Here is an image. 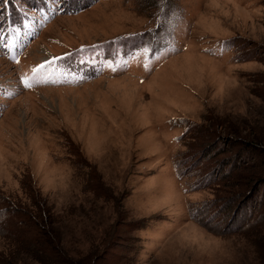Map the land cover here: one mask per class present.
Wrapping results in <instances>:
<instances>
[{"label": "rangeland", "instance_id": "1", "mask_svg": "<svg viewBox=\"0 0 264 264\" xmlns=\"http://www.w3.org/2000/svg\"><path fill=\"white\" fill-rule=\"evenodd\" d=\"M143 1L0 42V263L264 264V0Z\"/></svg>", "mask_w": 264, "mask_h": 264}, {"label": "trees", "instance_id": "2", "mask_svg": "<svg viewBox=\"0 0 264 264\" xmlns=\"http://www.w3.org/2000/svg\"><path fill=\"white\" fill-rule=\"evenodd\" d=\"M161 0H145L144 3H148V5H152L153 7L156 6V4ZM53 3L54 5H59L61 3V0H0V42L4 43L9 39L11 30H17L20 26L21 19L26 13H36L35 11L39 8H44L47 5H50ZM63 8L66 9V5H62ZM140 6V5H139ZM61 9H58L60 12ZM170 35L166 30L164 29H155L154 31L147 33V38L149 36L153 37L154 41L159 40L162 36V38ZM120 44L114 43L112 46L113 48H117ZM69 65H67L68 70L75 69L82 71V68H76L74 64L69 60ZM71 68V69H69ZM197 210V208H194ZM0 213H3V215H0V228L4 229L6 224V231H10V229L16 227L18 225V220L14 218V215L11 213H8V209H1ZM11 214V216H10ZM10 216V218H9ZM9 218V219H8ZM8 219V221H7ZM19 224L22 225L23 221L19 220ZM11 228H7V227ZM16 229L18 231L13 232V236L17 237L18 239L26 238V236H30V233H28V226H26V223L21 226H17ZM34 237L31 235L30 239L32 240ZM37 240L34 238V241ZM4 264V263H0Z\"/></svg>", "mask_w": 264, "mask_h": 264}, {"label": "snow or ice", "instance_id": "3", "mask_svg": "<svg viewBox=\"0 0 264 264\" xmlns=\"http://www.w3.org/2000/svg\"><path fill=\"white\" fill-rule=\"evenodd\" d=\"M62 5H66V10L69 12H78V10L85 9L87 5V0H61ZM44 64L38 65L36 68L32 69L33 76L29 77L27 75L23 76L19 80V84L23 85V88L30 89L33 87L34 83L41 82V74ZM55 82V81H53ZM3 215V213H0Z\"/></svg>", "mask_w": 264, "mask_h": 264}]
</instances>
